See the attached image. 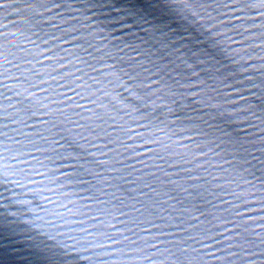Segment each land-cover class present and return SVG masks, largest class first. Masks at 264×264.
Returning <instances> with one entry per match:
<instances>
[{
	"label": "snow or ice",
	"instance_id": "obj_1",
	"mask_svg": "<svg viewBox=\"0 0 264 264\" xmlns=\"http://www.w3.org/2000/svg\"><path fill=\"white\" fill-rule=\"evenodd\" d=\"M0 264H264V0H0Z\"/></svg>",
	"mask_w": 264,
	"mask_h": 264
}]
</instances>
